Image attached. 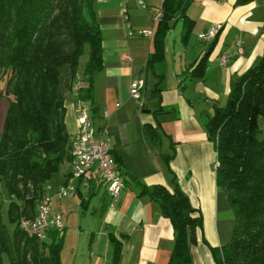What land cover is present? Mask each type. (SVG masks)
Returning a JSON list of instances; mask_svg holds the SVG:
<instances>
[{
  "label": "crops",
  "instance_id": "obj_1",
  "mask_svg": "<svg viewBox=\"0 0 264 264\" xmlns=\"http://www.w3.org/2000/svg\"><path fill=\"white\" fill-rule=\"evenodd\" d=\"M142 1L145 7L138 0L93 2L102 37V67L93 78V105L97 108L94 127H102L98 133L107 139L121 168L124 188L119 199L110 204L107 187L94 164L88 173L89 186H78L71 197L54 196L50 211L65 219L63 248L65 240L74 239L73 248L80 255H74L73 264H113L110 236L121 244L116 264H168L174 245L173 228L147 191L162 185L173 192L177 184L191 206L200 211L202 221L196 241L190 243L191 260L187 264H216L210 247L220 249L228 242L234 218L225 193L216 185V153L204 122L213 105L222 106L219 101L226 102L239 77L264 54V0H193L187 9L193 27L184 41L181 24L180 45L176 47L179 55L173 52L175 67L170 74L165 63L170 50L169 29L163 59L147 66L157 27L152 14L160 9L151 1L152 5ZM150 21L156 25L151 29ZM218 23L222 27L209 47L211 42H202L198 36ZM129 27L134 31L151 30L152 35L128 36ZM192 34L202 46L189 48ZM208 47L203 74L198 76L192 72L193 65ZM82 71H78L79 77ZM137 78L144 80L140 98L130 95V83ZM79 81L64 102L70 137L79 128L75 93ZM89 106L85 103L87 109ZM146 128L159 132L157 145L146 138ZM170 154L167 165L164 156ZM72 168V162L62 164L54 193ZM72 209H83L82 217Z\"/></svg>",
  "mask_w": 264,
  "mask_h": 264
},
{
  "label": "trees",
  "instance_id": "obj_2",
  "mask_svg": "<svg viewBox=\"0 0 264 264\" xmlns=\"http://www.w3.org/2000/svg\"><path fill=\"white\" fill-rule=\"evenodd\" d=\"M192 1H162L153 51L147 60L149 68L163 59L164 38L172 22L181 20L182 38L189 37L193 20L187 9ZM93 2L0 0V101L12 96L0 129V182L9 196L8 218L15 224L10 236L0 203V264L5 255L9 264H61L63 231L50 228L40 240L27 236L19 222L35 217L46 184L62 164L72 161L64 102L79 80L76 102L89 103L88 115L94 125L93 78L102 67V37ZM86 47L88 59L79 77V60ZM209 47L193 65L192 72L198 76L203 74ZM260 116L264 117V54L239 77L225 104L213 105L204 122L216 153V185L225 193L234 218L228 242L220 249L210 247L216 264H264V133L258 136ZM96 129L99 132L102 127ZM158 133L155 128L145 129L146 138L156 145ZM172 155L164 156L167 165ZM147 193L173 228L168 264L189 263L190 243L196 241L197 229H202L200 211L191 206L177 184L173 192L154 185ZM195 212L197 216H193ZM110 241L116 264L121 244L114 236Z\"/></svg>",
  "mask_w": 264,
  "mask_h": 264
},
{
  "label": "built area",
  "instance_id": "obj_3",
  "mask_svg": "<svg viewBox=\"0 0 264 264\" xmlns=\"http://www.w3.org/2000/svg\"><path fill=\"white\" fill-rule=\"evenodd\" d=\"M138 3L145 7L142 0ZM127 8L124 7V19H128ZM161 11H154L152 20L157 23L161 18ZM222 24H215L199 34V39L202 42H211L217 35ZM135 34L150 37L151 30L134 31L129 27L128 36ZM237 52H241V46L238 44ZM221 61L225 63L226 57L222 56ZM144 86V80L137 78L130 83V95L134 98H140L141 90ZM78 120L79 128L70 140V154L72 156V171L66 177L64 183L59 187L56 196L58 199L71 197L76 194L77 187L87 188L89 186V171L94 164L97 165L99 177L107 187V196L110 204L116 202L124 188V180L116 174L113 161L109 154H106L105 142L107 139L101 134L92 124L90 117L87 116V108L85 103L78 102ZM39 215L38 220L34 223H26V219H21L19 227L29 237H35L40 240L46 235V231L50 228L56 229L60 233L64 229L62 217L59 213L50 211V197L46 196L43 201L38 204Z\"/></svg>",
  "mask_w": 264,
  "mask_h": 264
},
{
  "label": "rangeland",
  "instance_id": "obj_4",
  "mask_svg": "<svg viewBox=\"0 0 264 264\" xmlns=\"http://www.w3.org/2000/svg\"><path fill=\"white\" fill-rule=\"evenodd\" d=\"M150 1L156 4V8H158V9L161 8V5H162L161 0H145L147 5H152L150 3ZM132 9L133 8L130 7V9H129L130 10V14H132ZM181 24H182L181 20H177L175 22H172L171 26H170V29H169V33L170 34H169V37L167 39V48L168 49L170 48V50H169V52H168V54L166 56V61H165L168 74H170L173 71L174 67H175L174 66V62H173L172 59H173V52L177 53L176 47H178V45H180L179 39H180ZM152 26H156V25L152 21H150L149 29H151ZM173 44H175L176 46L173 47ZM189 44H190L189 48H192L194 46L201 45L202 42H198V40L196 39L195 35L192 34V36H191V38L189 40ZM177 55H179V53H177ZM87 59H88V48L86 47L85 50H84V53L81 55L80 60H79V71H81L84 68V64L87 61ZM178 62H179V60H177L176 63H178ZM9 100H12V96H3V98L0 101V129L2 127V121H3L4 115L6 113V109H7ZM224 103H225V99H221L219 101L220 105H223ZM209 110H211V109L209 108ZM258 123H259V129H260V132H259L258 136L261 137L262 134L264 133V117L263 116H260ZM60 175H61L60 171L54 173L52 175L51 179H50L51 180L50 184H48V183L46 184L44 197H46V196L50 197V207H51L52 200L54 199L53 197L56 196V193L58 191L57 190L54 193V190H55L54 188L56 187V184L58 182L57 178H59ZM8 200H9V196H8L7 191L5 189L4 183L0 182V203L2 205L1 206V208H2V217H3L4 223L6 224V227L8 229V232H9L10 236H13V232H14V229H15V224L10 222V220L8 218V213H7ZM83 211H84L83 209H75V210L72 209V212L74 214L78 213L80 217H82V215H83L82 212ZM68 214H69V212L67 213V215ZM61 217L63 218V215H61ZM62 220L64 222L63 224L65 225V219L63 218ZM45 237H46V235H45ZM45 237L43 239H45ZM73 243H74V239H70L68 241L65 240L64 248L62 249V251L60 253V260H61L62 264H73L72 261H73L74 255L75 254H77V256L80 255V253H77V251H75L77 249L73 248ZM78 252H80V251L78 250ZM3 264H9V260H8L6 255L3 258Z\"/></svg>",
  "mask_w": 264,
  "mask_h": 264
},
{
  "label": "bare ground",
  "instance_id": "obj_5",
  "mask_svg": "<svg viewBox=\"0 0 264 264\" xmlns=\"http://www.w3.org/2000/svg\"><path fill=\"white\" fill-rule=\"evenodd\" d=\"M87 116H89L88 115V110H87ZM105 149H106V154H109L111 161H113V163H114L116 174H118L119 177L121 179H123L122 172H121L120 168L118 167V165H117V163H116V161H115V159H114V157H113V155L111 153V149H110V146H109L108 142H105ZM38 215H39V208H38V210L36 212L35 217L33 219L32 218L31 219H26V223H34L35 221L38 220Z\"/></svg>",
  "mask_w": 264,
  "mask_h": 264
}]
</instances>
